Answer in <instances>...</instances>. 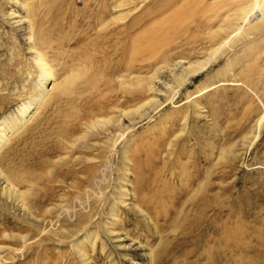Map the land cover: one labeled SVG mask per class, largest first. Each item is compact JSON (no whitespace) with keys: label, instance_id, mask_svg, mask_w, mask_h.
Returning a JSON list of instances; mask_svg holds the SVG:
<instances>
[{"label":"rangeland","instance_id":"1","mask_svg":"<svg viewBox=\"0 0 264 264\" xmlns=\"http://www.w3.org/2000/svg\"><path fill=\"white\" fill-rule=\"evenodd\" d=\"M252 1L0 0V127L37 52L77 82L0 147V264H264V29L194 66Z\"/></svg>","mask_w":264,"mask_h":264},{"label":"bare ground","instance_id":"2","mask_svg":"<svg viewBox=\"0 0 264 264\" xmlns=\"http://www.w3.org/2000/svg\"><path fill=\"white\" fill-rule=\"evenodd\" d=\"M119 6H123V3L118 5V7ZM238 9H239L238 11L235 10L236 15H238V17L240 16L239 17L240 23L237 26V28L233 29L231 31L230 36L226 40H222V42L216 48H214L211 51L210 55L207 58H205V60L203 62L196 63L194 65L195 68H197V69L202 68L203 69V67L205 65L207 66V64L208 65L210 64L209 62H211V60H212L211 58L213 55L220 54V53L224 52L225 49L232 46L233 43L236 42L237 40H239L241 37L246 36V35H250L253 32H257L259 30L264 29V0H253L250 3V5L248 4L244 7L240 6V8H238ZM124 18H125V15H122L119 17L120 20L124 19ZM232 18H234V17L232 16ZM238 19H236V20H238ZM234 31H236V32H234ZM35 62L38 65L37 68H39L38 69L39 70V80H38L37 94H35L36 96H34L33 99H31L27 102H23V104H21L18 107L17 114L15 116L4 121V125H2L0 127V147H1V145H3L7 141L11 132H13L17 127L24 124L26 121H28V120H26V118L28 119V117L30 118V117L34 116V113L37 112V109L39 107H41V106L45 107L54 98H57V97L62 98L64 96L69 95L70 93H73L75 90L77 82H76V79L72 76H69V77L63 79L62 81H58V82L55 81L53 71L50 68L51 65H49V62L45 58L44 54H41V52H37L36 56H35ZM191 67H192V65H189L188 69H190ZM123 78H125V77L123 76ZM50 79L51 80L53 79L54 83L50 87V89L46 90L45 84ZM128 80L130 81V79H128ZM129 81L121 80L119 83V87L125 91L127 88V85H129L128 84ZM131 81L135 82V85L137 87H142L144 84H147L146 79H142L141 77L135 78V80L132 78ZM143 106H140L137 110L135 109V112H137ZM33 110H35V111H33ZM122 114L127 115L130 113L123 112ZM75 118H77V119H74L76 121H81L82 119H84V117L82 118V117H77V116H75ZM112 119L113 118L103 119V120H101V123H99V120H97V119H89L88 122L85 119L86 123H84V124H88L86 126V129L93 130V129H96L102 125L104 126V125L110 124V122H112ZM263 121H264V113L257 120V126L258 125L260 126ZM86 133H84L85 136H86ZM63 135H65V134H63ZM120 136H121V134H120ZM75 140H77V139H75ZM79 140H81V139H79ZM123 158L127 159V155H126L125 150H123ZM1 174L2 173L0 172V175ZM5 178H6L7 183L9 182L8 184H11V186H9L8 184L6 186L9 195H13L15 198L19 199L21 201V206L27 207L25 204V197L22 194H19L17 192V190L15 189V186H13V184L11 182L13 180L10 179L9 177H5ZM81 244H82L81 242L79 244H77V247L81 248V246H82Z\"/></svg>","mask_w":264,"mask_h":264}]
</instances>
